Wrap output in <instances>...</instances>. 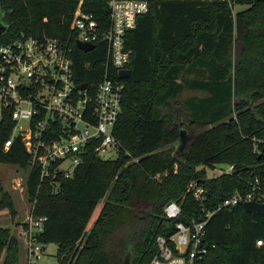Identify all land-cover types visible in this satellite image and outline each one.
<instances>
[{
  "label": "trees",
  "instance_id": "obj_1",
  "mask_svg": "<svg viewBox=\"0 0 264 264\" xmlns=\"http://www.w3.org/2000/svg\"><path fill=\"white\" fill-rule=\"evenodd\" d=\"M78 1L0 0L7 28L0 44L21 35L66 40ZM105 1L83 0L82 9L107 19ZM145 1L148 12L125 38L132 55L112 131L120 145L116 159L102 160L89 149L54 194L30 167L18 138L5 150L14 123L7 113L0 117V165L26 172L31 213L46 218L38 241L44 247L56 245L58 264H122L124 253L132 264H150L156 238L168 237L175 222L163 218V207L180 203L183 222L198 211L186 193L191 181L204 187L209 208L245 191L255 178L264 184V0H234L243 7L235 14L215 0ZM71 47L81 80L99 78L103 53L98 45L89 54L74 43ZM86 61L93 62L89 71L83 67ZM184 89L203 96L184 99L181 117L167 115L164 109ZM182 119L190 126L210 127L177 156L173 144ZM219 164L234 170L207 178L205 169ZM101 201L88 231L90 215ZM0 210L15 215L1 183ZM206 240L213 248L196 264H264V248L256 246L264 240V214L246 212L241 205L221 209L206 226ZM20 243L0 228V264H20Z\"/></svg>",
  "mask_w": 264,
  "mask_h": 264
},
{
  "label": "built area",
  "instance_id": "obj_2",
  "mask_svg": "<svg viewBox=\"0 0 264 264\" xmlns=\"http://www.w3.org/2000/svg\"><path fill=\"white\" fill-rule=\"evenodd\" d=\"M215 1L231 10L235 5L234 0ZM82 4L79 0L71 16V33L66 40L21 35L0 44V117L7 113L14 123L4 148L18 138L30 167L39 171L40 180L54 194L61 180L72 177L89 149L102 160L101 155L111 151L115 157L107 160L117 158L120 145L112 131L121 113L125 80L119 73L129 71L132 55L125 38L135 28L136 19L148 12L145 0H106V19L84 12ZM77 42L93 46L84 54L93 52L96 44L103 53L99 78L91 83L81 80L75 69L71 44L77 48ZM92 63L83 64L85 71ZM92 71L98 75V70ZM81 84H86L85 89L78 88ZM207 169L211 172L207 178L228 176L234 170L227 164L206 168L205 172ZM186 193L198 211L183 222L179 221L180 203L171 201L163 207V218L175 222L168 237L156 238L157 251L150 264H196L213 248L206 240V226L216 212L249 202L264 208V184L258 178L249 182L245 191L224 198L213 208L207 207L206 191L200 183L191 181ZM45 222V217H34L30 210L17 233L26 264H39L43 258L45 248L38 235ZM256 246L264 248V240H257Z\"/></svg>",
  "mask_w": 264,
  "mask_h": 264
},
{
  "label": "rangeland",
  "instance_id": "obj_3",
  "mask_svg": "<svg viewBox=\"0 0 264 264\" xmlns=\"http://www.w3.org/2000/svg\"><path fill=\"white\" fill-rule=\"evenodd\" d=\"M243 7L234 5L232 12L235 14L238 10L242 9ZM236 48L234 49V57H236ZM191 96H197L201 97L203 96L201 93L190 91L188 89H184L182 93L178 96V98L172 102L169 106V108L164 109V112L167 115H171L172 112L174 114L178 115V117H181L182 115V106L181 103L184 101V99L191 97ZM255 105V104H253ZM179 132L182 131L185 135V141L186 144L183 149H186L192 140L198 133L202 132L207 127H194L190 126L188 124V120H180L179 124ZM178 132V135H179ZM179 142V136L178 139L174 142L173 146L177 145ZM182 149V150H183ZM181 150V151H182ZM180 151V152H181ZM175 153V155L179 156V153ZM174 154V150H173ZM115 157L114 152H106L101 155V158L104 160L112 159ZM200 169V167L198 168ZM206 174L208 177L211 176V172L209 169L206 170ZM26 172L16 165H9V164H1L0 165V183L3 188V190L9 195V198L12 201V205L15 211V215L12 216L8 210H0V228H5L9 231V234L11 236H14L16 239L17 233L21 228V225L23 224L26 217L29 215L31 210V203L28 202L25 188H24V179H25ZM102 205V201L97 205V207L93 210L92 214L90 215V218L86 225V230H90L93 226L94 222L96 221V218L99 214L100 207ZM18 240V239H17ZM19 241V240H18ZM20 242V241H19ZM22 245V243H20ZM22 253H21V262L20 264H26V257L24 253L23 246ZM127 253L123 254V262L122 264H132L131 259H128ZM1 262V259H0ZM39 264H58L56 259V245L50 244L47 245L43 251V258L39 262Z\"/></svg>",
  "mask_w": 264,
  "mask_h": 264
},
{
  "label": "water",
  "instance_id": "obj_4",
  "mask_svg": "<svg viewBox=\"0 0 264 264\" xmlns=\"http://www.w3.org/2000/svg\"><path fill=\"white\" fill-rule=\"evenodd\" d=\"M6 29H7L6 26L4 24H2V22H1V13H0V36L5 33ZM76 46L80 51L85 52V53L89 52L93 47L92 45L84 44V43H80V42H77ZM119 76L122 79H128L130 77V72L127 70L121 71L119 73ZM85 87H86V84H81V85H79L78 88L80 90H83V89H85ZM185 144H186L185 135L182 131H180L179 132V142L174 147V154L175 153L177 154L178 152H180L184 148ZM243 208L246 212L264 214V208L261 205H258L254 202L245 203L243 205Z\"/></svg>",
  "mask_w": 264,
  "mask_h": 264
},
{
  "label": "crops",
  "instance_id": "obj_5",
  "mask_svg": "<svg viewBox=\"0 0 264 264\" xmlns=\"http://www.w3.org/2000/svg\"><path fill=\"white\" fill-rule=\"evenodd\" d=\"M45 248V247H44Z\"/></svg>",
  "mask_w": 264,
  "mask_h": 264
}]
</instances>
